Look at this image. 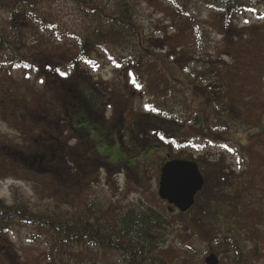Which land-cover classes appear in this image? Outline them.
Instances as JSON below:
<instances>
[{
  "label": "rangeland",
  "instance_id": "obj_1",
  "mask_svg": "<svg viewBox=\"0 0 264 264\" xmlns=\"http://www.w3.org/2000/svg\"><path fill=\"white\" fill-rule=\"evenodd\" d=\"M84 1L86 4L74 0L38 4L30 15L34 27L28 45L37 41L51 44L46 55L59 66H65L71 55L78 57L73 71L60 77L82 85L91 112H86L87 107L71 106L66 120L79 117L80 128L89 121L92 132L88 139L95 145L85 154L88 158L73 156L75 147L83 146L71 131L66 135L55 129L62 126L64 114L55 86L32 62L26 60L30 65L25 67L22 50L16 60L0 40L2 204L26 206L33 213L67 215L86 203L93 204L95 209L107 211L116 228L127 211L151 210L160 214L163 223L153 242L164 264H205L212 254L218 264H264V7L234 13L227 39L224 30L228 24L215 16L216 7L195 0ZM96 1L107 12L131 7L133 21L157 58V62H146L141 78L130 60L140 56L130 46L123 50L105 45L80 58V42L99 21L90 7ZM188 18L193 20L188 22ZM0 32L15 40L3 13ZM82 76L84 82L78 79ZM196 78L198 84L193 82ZM196 85L218 87L221 98L216 96L214 103L225 112L220 113L199 90L193 91ZM191 91L197 106L202 103L199 108L190 105ZM99 111L104 127L95 121ZM215 117L230 122L233 130ZM142 118L143 124L160 123L166 131L180 132L179 143L169 151L138 156L135 132ZM147 133L152 136L154 131ZM140 137L141 141L146 136ZM60 149L69 151L71 156H66L70 158L51 161L48 150ZM37 153L48 155L36 162ZM98 155L100 162L110 163L118 171L109 174L99 167L84 176V164L89 167ZM167 160L195 161L201 166L202 194L196 196L193 212L183 217L177 211L168 213L167 203L157 194L160 170ZM59 172L68 173L70 181L56 175ZM203 173H208V181ZM54 243L46 231L11 221L6 231L0 228V264L126 263L119 255L101 252L96 256L90 247L69 252Z\"/></svg>",
  "mask_w": 264,
  "mask_h": 264
},
{
  "label": "trees",
  "instance_id": "obj_2",
  "mask_svg": "<svg viewBox=\"0 0 264 264\" xmlns=\"http://www.w3.org/2000/svg\"><path fill=\"white\" fill-rule=\"evenodd\" d=\"M44 1L51 0H0V13H3L7 16L8 28L10 32L14 34L15 39L11 41L6 37V35H2L0 32L1 44H4L7 47V49L12 53V58H15L16 60L19 59L17 55H20L19 52L22 50L24 53L23 58L25 59V64L28 66L30 65V63H27L26 60L32 62L33 65H36V67L39 69L38 71H41V75H45L47 79L51 80V85L55 86L54 93L58 94V97L63 104L62 110L64 113L62 118H60V123L62 126L55 129L56 131L59 130V133L66 131V135L67 131L74 133V138L83 147L77 145L74 149L75 153L73 156L80 158L84 156L83 158H88V156H85V154L95 145L88 139L92 132L90 128L91 123L86 121V127L80 128L79 125L82 123V119L76 117V120L73 118L66 120V118L68 115L67 109L71 108V106L82 108L87 107L88 103L91 102H89V100L87 102V99H85L83 91L80 87L82 85H75L68 79L63 80L60 77V72L70 73L73 71L71 68L75 67L78 57L71 55V57L67 58V64L65 66H59L56 61L52 60L51 57H48L49 54L46 55L45 50H50L52 48L51 44H46V42L43 41H37L35 45H28L29 39L33 34L32 28L34 27L33 23H31L30 15L36 11V6ZM74 1H77L80 4H86L84 0ZM195 1L201 4L213 5L216 7L218 12H216L215 16H217L220 21L228 24L226 26V30H224V36L227 37V39H230L229 36L232 29V25L230 23L232 22V15H234V13L238 12L241 8L252 9L264 7V0ZM90 7L98 14L97 17L99 18V21L97 26H95V29L88 34L86 39L83 40V42H80L78 48V53L81 55L80 58H86V55H88L87 53L101 49L105 45L114 48H121L123 50L128 49L130 46L132 48L131 51H133L135 55L140 56L137 60H130L133 66L136 68L137 78H141L146 62L149 60L157 62V58L156 54L152 52V47L147 45V39L144 38L141 27L135 24L133 21L134 19L130 13L131 7L129 5H124L122 8L117 7L116 10L107 12L100 1H96ZM192 20L193 18H188V22ZM122 30H124L123 33ZM227 43L231 42L228 40ZM131 51H129V55L133 56ZM192 60L193 62L196 61L194 58H192ZM56 69H59L60 72H57ZM164 69L169 73L166 68ZM56 76L57 78H55ZM78 79L82 82L86 80L83 76L79 77ZM193 82L194 84H198L199 81L196 78ZM196 87L197 88H193V91L199 90L206 96L208 101L211 100L210 102L213 106L218 107V105L215 104L216 96L219 97L218 87L214 89L210 86L198 87L196 85ZM193 91L190 92V105L191 107L199 108L202 103L197 106V103L193 98L195 95ZM98 96H100V94H98ZM219 98H221V96ZM72 102L74 104H72ZM204 104L205 103H203V105ZM88 108L89 107L86 108L87 113L91 112V109ZM218 109L222 114L225 112L220 105ZM214 112L219 113L217 108H215ZM230 112L232 115L233 112ZM95 117V121L100 124L101 127L106 125L101 111H99ZM229 118L231 119V117ZM142 119L143 121L137 124V131L135 132L137 134V143L140 145V154H138V156L144 157L146 155H150L156 150L161 149L169 151L174 144L177 142L179 143V140L176 139V137L180 134V132L175 133L166 131L160 127V123L150 124L146 122V124H143L145 118ZM152 119L161 120L157 118ZM215 119L217 122H220L218 117H215ZM42 123H44L43 119ZM163 123L170 124V122L167 121H163ZM220 123H223L226 127H229L230 130H233L232 124H229L230 122L225 121ZM83 125L85 126V124ZM141 125L144 127L142 128ZM51 127L53 128V131L54 127ZM76 128H78V130ZM40 129L42 128L40 127ZM149 130L154 131L152 136L148 135L147 131L149 132ZM138 135L139 137L140 135H144L146 137H144V140L140 141L141 137L138 138ZM80 148H82V150H80ZM48 151H50L49 156H51V161L55 160V162L64 161L65 159L70 158L66 155L71 156L69 151L63 149ZM46 155L48 154L37 153L34 158L37 162V160L40 161V159L44 158ZM94 155L95 154L92 156ZM101 159L102 157L98 155L95 161L94 159H92L93 161H90L89 167L84 164L83 170L87 171H85V174L83 173V175L86 176V174H89L88 171L90 172L91 169L96 171L99 167L109 174H112L113 171H118L117 167H111L110 163L108 164L107 162H100ZM198 167L200 168L201 166ZM129 168L131 167H121V169L124 170H129ZM57 174L67 176V180L70 181L68 173L59 172L56 173V175ZM221 174L222 173H220V175ZM203 176L206 178V181H208V173H203ZM75 183L78 182H74V184ZM201 194L202 193L198 194L197 199ZM195 207L196 206L194 205L188 212L184 214L179 212L177 214L183 217L188 213H192ZM175 212L176 211H174L173 214H176ZM201 214H205V211L202 209ZM160 219V214H156L151 210H147L145 212H135L134 210H130L118 219V226L116 228L111 224V222H109V215L107 211L95 209L93 204L86 203L76 213L67 215L60 212L33 213L29 212L26 206L15 205L9 207L5 206L0 201V228L2 230L4 229L6 231L7 228L10 227V222L16 221L22 226H31L33 228L46 231L50 235L52 241L55 242V247H59L61 250L66 248L70 252L74 249H88L90 247L96 250V256H101V252L110 253L111 255H119L124 260H126L125 264H164L163 261L158 259V248L153 242V240L156 238L154 235L155 231H157L163 224L160 222ZM130 234H134L135 237H129ZM149 235H153V237L150 236L148 240Z\"/></svg>",
  "mask_w": 264,
  "mask_h": 264
},
{
  "label": "water",
  "instance_id": "obj_3",
  "mask_svg": "<svg viewBox=\"0 0 264 264\" xmlns=\"http://www.w3.org/2000/svg\"><path fill=\"white\" fill-rule=\"evenodd\" d=\"M203 177L194 162L173 160L166 162L160 170L158 197L167 203V212H188L195 204L197 194L203 188ZM205 264H218L215 255H209Z\"/></svg>",
  "mask_w": 264,
  "mask_h": 264
},
{
  "label": "snow or ice",
  "instance_id": "obj_4",
  "mask_svg": "<svg viewBox=\"0 0 264 264\" xmlns=\"http://www.w3.org/2000/svg\"><path fill=\"white\" fill-rule=\"evenodd\" d=\"M25 67H28V66H27V65H25ZM56 71H57V72H60V70H59V69H56ZM60 75L64 76V75H66V73L60 72Z\"/></svg>",
  "mask_w": 264,
  "mask_h": 264
},
{
  "label": "flooded vegetation",
  "instance_id": "obj_5",
  "mask_svg": "<svg viewBox=\"0 0 264 264\" xmlns=\"http://www.w3.org/2000/svg\"><path fill=\"white\" fill-rule=\"evenodd\" d=\"M33 160L36 161L34 157H33Z\"/></svg>",
  "mask_w": 264,
  "mask_h": 264
}]
</instances>
